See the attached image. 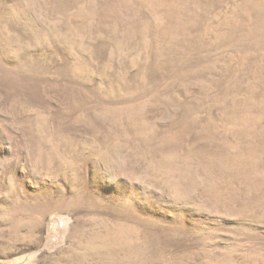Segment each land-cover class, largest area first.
<instances>
[{
  "label": "rangeland",
  "instance_id": "1",
  "mask_svg": "<svg viewBox=\"0 0 264 264\" xmlns=\"http://www.w3.org/2000/svg\"><path fill=\"white\" fill-rule=\"evenodd\" d=\"M0 264H264V0H0Z\"/></svg>",
  "mask_w": 264,
  "mask_h": 264
}]
</instances>
